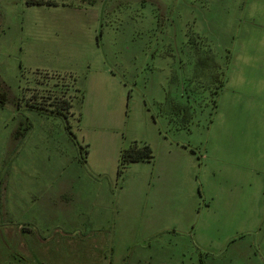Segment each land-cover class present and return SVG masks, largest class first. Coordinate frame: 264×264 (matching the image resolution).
I'll list each match as a JSON object with an SVG mask.
<instances>
[{
    "label": "rangeland",
    "instance_id": "1",
    "mask_svg": "<svg viewBox=\"0 0 264 264\" xmlns=\"http://www.w3.org/2000/svg\"><path fill=\"white\" fill-rule=\"evenodd\" d=\"M45 1L0 0V264H264V0Z\"/></svg>",
    "mask_w": 264,
    "mask_h": 264
},
{
    "label": "trees",
    "instance_id": "2",
    "mask_svg": "<svg viewBox=\"0 0 264 264\" xmlns=\"http://www.w3.org/2000/svg\"><path fill=\"white\" fill-rule=\"evenodd\" d=\"M30 4H44L46 3L45 0H30ZM51 4V2H48ZM226 78L221 86V89L219 90L222 91L224 85H225ZM219 97V93H218ZM82 98H83V93H82ZM7 94L5 91L2 90L1 85H0V107H3L7 103ZM29 107L33 110H36L41 113H46L49 112L51 114L55 115H60L65 118L67 121V129L69 133L71 134L72 138L76 140L77 143V136L76 134L72 131L71 124L69 122V113L74 107V101L71 100H66V99H61V102L59 100H53V103L50 105L42 104V103H29ZM218 105V98L217 101L215 102L214 108H217ZM81 149L85 151V153L88 152V149L86 146L81 145ZM154 159V151L153 148L150 146L148 143H138L135 141L132 143L130 146L126 148H122L120 151V163H119V168H118V174L121 175L124 171V169L127 167L128 164L133 163V162H139V161H152ZM84 161L86 162L87 160L84 158Z\"/></svg>",
    "mask_w": 264,
    "mask_h": 264
},
{
    "label": "crops",
    "instance_id": "3",
    "mask_svg": "<svg viewBox=\"0 0 264 264\" xmlns=\"http://www.w3.org/2000/svg\"><path fill=\"white\" fill-rule=\"evenodd\" d=\"M50 5V4H49ZM57 5V4H56ZM228 69H229V67H228ZM227 81H229V80H227V77H226V82ZM226 82H225V85H226ZM230 82V81H229ZM228 82V83H229ZM225 85H224V87H223V89L225 88ZM223 89H222V91H223ZM222 91L220 92V95H219V97H218V105H217V108L215 107L214 108V114H215V117H216V112H217V110L220 108V106H221V104L223 103L222 102V96H221V94H222ZM221 97V98H220ZM232 99V98H231ZM234 100L232 99V102H233ZM213 140H214V145L212 146V148H213V150H212V155L214 156V158H216V132L214 133V137H213ZM178 149H179V151L177 150V153H187L188 151H189V149H190V153L192 154V155H197L198 153H197V151L193 148V147H191L190 145L189 146H186V145H178ZM205 151L206 152H208L209 150H208V148L207 147H205ZM210 152V151H209ZM198 156V155H197ZM203 156V155H202ZM248 156V160H249V162L251 163V161H252V158H251V154H248L247 155ZM191 158H192V156H190ZM194 157V156H193ZM209 157V156H208ZM201 158V157H200Z\"/></svg>",
    "mask_w": 264,
    "mask_h": 264
}]
</instances>
